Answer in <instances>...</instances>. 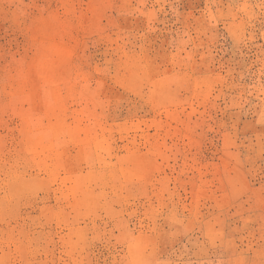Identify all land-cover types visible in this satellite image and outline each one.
I'll use <instances>...</instances> for the list:
<instances>
[{
    "label": "rangeland",
    "instance_id": "rangeland-1",
    "mask_svg": "<svg viewBox=\"0 0 264 264\" xmlns=\"http://www.w3.org/2000/svg\"><path fill=\"white\" fill-rule=\"evenodd\" d=\"M0 264H264V0H0Z\"/></svg>",
    "mask_w": 264,
    "mask_h": 264
}]
</instances>
